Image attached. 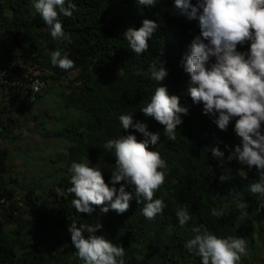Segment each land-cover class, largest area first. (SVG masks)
Returning <instances> with one entry per match:
<instances>
[{
  "label": "trees",
  "instance_id": "1",
  "mask_svg": "<svg viewBox=\"0 0 264 264\" xmlns=\"http://www.w3.org/2000/svg\"><path fill=\"white\" fill-rule=\"evenodd\" d=\"M72 2L76 5L73 15L59 17L71 36L69 43L50 37L32 0H0V77L6 80L0 85V264H82L67 231L72 222L78 227L100 224L95 235L122 246L125 264H200L198 257L183 248L193 222L206 225L220 237L244 238L247 253L239 264H264V209L258 210L256 198L247 192L249 181L236 175L241 167L238 162L225 165L232 169L234 179L219 181L222 169L210 151L218 146L227 156L225 145L234 147L239 138L232 125L226 132L218 130L186 94L189 77L180 61L199 35L196 22L175 15L172 0H158L151 9L137 8L134 0ZM144 19L158 26L148 51L136 56L122 34L129 27L138 29ZM238 50L246 51L247 45ZM53 51L66 54L73 68L53 67ZM159 61L168 69L161 85L189 109L175 141L167 140L163 126L140 112L158 86L143 73L150 63ZM30 72L45 83L39 93L28 87L25 75ZM57 89L59 109L51 113L48 108L39 119L33 108L44 100V94ZM120 114H132L134 122H144L149 131L160 133L157 145L149 150L159 152L166 161L164 183L153 196L166 207L154 220L140 214L143 202L135 199L123 214L102 213L101 206H93L91 215L78 214L71 206L73 196L67 188L73 161L99 167L108 183L115 157L103 149L104 143L128 134L141 139L133 129L120 127ZM29 133L45 143H64L67 150L45 168L49 170L46 175L21 179L15 176L12 152L2 145L25 141ZM248 177L256 178L255 169ZM230 189L248 204L249 217L244 222L223 199ZM178 207H186L192 217L183 228L175 217ZM213 207L222 209L224 215L211 216Z\"/></svg>",
  "mask_w": 264,
  "mask_h": 264
},
{
  "label": "clouds",
  "instance_id": "2",
  "mask_svg": "<svg viewBox=\"0 0 264 264\" xmlns=\"http://www.w3.org/2000/svg\"><path fill=\"white\" fill-rule=\"evenodd\" d=\"M157 3L158 0H134L137 8L151 9ZM32 6L53 40L71 42L59 17L73 15L76 5L72 0H32ZM172 8L175 15L195 21L199 29V35L193 38L180 61L189 77L186 94L193 104L201 106L202 114L210 117L218 130L226 132L232 125L239 138L234 147L225 145L227 156L218 146L210 147L212 157L222 169L219 181L222 184L232 181V169L225 165L238 162L241 167L236 175L249 181L247 192L256 198L258 210L264 209V0H195V3L172 0ZM157 26L155 21L144 19L138 29L129 27L122 34L128 49L136 56L146 53ZM245 45L246 51L238 50ZM50 63L65 71L73 68V61L60 51L50 54ZM143 74L158 86L140 112L163 126L167 140L175 141L182 116L189 109L180 104L179 96L169 94L167 87L161 85L168 76L163 62L150 63ZM118 120L123 130L133 129L141 134V139L128 134L104 143L103 149L115 157L108 183L99 167L73 161L69 167L71 186L67 188L73 196L71 206L78 214L91 215L95 211L93 206H101L102 213L114 210L123 214L135 199L138 204L143 202L140 214L146 220H154L166 207L162 199H153L164 183L166 161L159 152L149 150L157 145L160 133L149 131L144 122H134L132 114H120ZM253 169L256 178L249 180L248 172ZM223 199L239 212V221L249 217L248 204L240 193L230 189ZM210 215L222 217L224 212L213 207ZM175 217L181 228L192 220L186 207H178ZM101 227L100 224L78 227L76 222L68 226L76 256L82 264H125L122 246L95 235ZM190 231L183 248L198 257L200 264H239L241 256L247 253L246 241L239 236L220 237L206 225L195 222Z\"/></svg>",
  "mask_w": 264,
  "mask_h": 264
},
{
  "label": "rangeland",
  "instance_id": "3",
  "mask_svg": "<svg viewBox=\"0 0 264 264\" xmlns=\"http://www.w3.org/2000/svg\"><path fill=\"white\" fill-rule=\"evenodd\" d=\"M58 89L51 90L44 94L45 98L39 105L33 108L32 113L39 119L41 115L48 109L49 112L58 110ZM44 103V104H43ZM32 128V125H30ZM25 141L15 142L11 145L3 143L2 147L12 152V163L17 168L15 176L21 179L24 177L43 176L46 175L53 164L52 162L58 160L66 153L67 145L64 143H57L50 141L45 143L38 136L31 133L27 134Z\"/></svg>",
  "mask_w": 264,
  "mask_h": 264
},
{
  "label": "built area",
  "instance_id": "4",
  "mask_svg": "<svg viewBox=\"0 0 264 264\" xmlns=\"http://www.w3.org/2000/svg\"><path fill=\"white\" fill-rule=\"evenodd\" d=\"M35 76H36V73H34L31 76V72L27 73L25 75V79H27L29 81V83H28L29 86L28 87L32 90V92L34 94L39 93L45 87V83L43 81H40L38 78H35ZM3 82H6V80L4 78L0 77V85Z\"/></svg>",
  "mask_w": 264,
  "mask_h": 264
}]
</instances>
